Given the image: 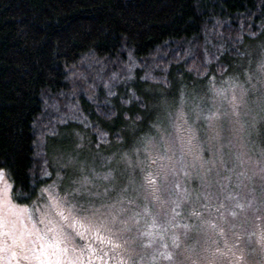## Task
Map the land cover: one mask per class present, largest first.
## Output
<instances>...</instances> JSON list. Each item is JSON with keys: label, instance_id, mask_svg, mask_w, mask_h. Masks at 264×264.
I'll use <instances>...</instances> for the list:
<instances>
[{"label": "trees", "instance_id": "obj_1", "mask_svg": "<svg viewBox=\"0 0 264 264\" xmlns=\"http://www.w3.org/2000/svg\"><path fill=\"white\" fill-rule=\"evenodd\" d=\"M257 54L264 0H0V170L14 201L34 202L75 145L124 160L157 144L149 110L167 92L209 110L211 75L254 74Z\"/></svg>", "mask_w": 264, "mask_h": 264}, {"label": "rangeland", "instance_id": "obj_2", "mask_svg": "<svg viewBox=\"0 0 264 264\" xmlns=\"http://www.w3.org/2000/svg\"><path fill=\"white\" fill-rule=\"evenodd\" d=\"M252 45V42H247L243 45L242 50L249 52L253 48ZM257 55L255 66L252 65V67H255L256 73L254 74L246 73L243 78L242 76L215 78L214 75H211L212 100H209V102H212L209 110L206 109V106H203L202 102L191 104H198L196 105L197 108L196 106L189 107L191 101L188 107L183 103L180 104L179 94L182 91L178 92V96L172 95L179 97L178 99L167 92L165 97H162V108H150L149 110L152 119L156 120L154 122L156 132L160 133L158 137H155V140H158L157 144L141 145V143H138L136 147L140 148L141 146V153H137L138 150L136 149L132 155L128 154V157L123 160L119 157L120 155L114 157L106 155V152H102V148L98 146L75 145L73 149L66 152L69 158L62 167L64 169L62 175H59L57 179L58 181L61 180L62 184V179L66 180L64 183L68 182V185H58L55 175H52L53 181L51 184L49 183V185L39 190L38 198L34 202H29V204L14 201L11 193V183L4 173L3 178H0V217L11 210L13 215L9 216V219L15 221L16 226L21 231L31 229L34 224L41 220H44L45 223L38 226L44 228L49 220L54 219V209L50 211L49 205L56 199L68 197L72 204L84 205L83 203H85L89 207L92 206L89 203L91 201L95 207H100L101 203L115 202L121 196V189L127 187L129 191L125 194L126 198L139 195L136 203L141 208L147 204L154 214L159 213L160 219L163 221L169 213L167 203L161 207L159 202L146 201L143 199L142 190L138 194L133 191V188H139V185L143 183V178L149 172L156 170V166L151 165V160L164 152L168 144H171L175 151L173 162L175 163L181 155L184 156L185 162L175 164L176 171L170 181V186L174 183L178 184L179 187L173 192H162L161 201L175 200L177 198L175 193L185 190L191 194V199L182 202L177 209L180 213V216L177 217L178 223H198L195 217L190 216L194 208L203 211L196 202L197 196H201L206 190H216L215 182L223 176L232 177V187L235 192L239 193L240 203L244 205V210L238 212L236 218L228 217V222L221 224L224 229L222 234L212 231L202 232L198 235V244L193 239L185 240L183 229H175L174 231L180 235L181 240L179 251L183 253L178 259L183 260L184 264H190L191 260L197 261L198 264H203L208 260L228 264L226 260L230 255H237L244 264H264V238H262L264 237V188H262V185H264V77H261L257 72L258 64L264 58V54ZM242 57L243 54L238 55L236 59L240 60ZM247 66L244 65L248 68ZM239 72L244 73L241 70ZM249 76L252 77L251 80H249ZM238 78L241 81L237 80ZM236 85H239V87H236ZM233 88H235V104L238 106V117L233 115ZM220 89H227L223 96L216 95L217 90ZM208 93H211V89L205 85L200 89L199 96ZM149 95L153 98L158 93L157 91H151ZM178 101L180 102L178 103ZM165 102L167 104L166 109L163 107ZM176 106L179 107L176 108ZM168 109H170L171 115L166 113ZM65 110L66 113L74 114L71 105H67ZM181 111L183 112V119H177V115ZM210 112H217L219 115V119L215 121L217 129L220 131L219 140H210L208 136V122L205 117ZM237 119L239 123L235 122ZM180 125L184 128L191 126L196 132V138L192 141L190 153L187 145H183V152L181 151L183 139H186L187 134L179 127ZM97 134L99 139L106 140L107 137ZM221 145H223L222 151ZM145 146H147L146 149H144ZM238 155L241 157L239 161L236 159ZM221 156H223L229 170L235 167V173L226 172L220 168ZM63 158L66 159L67 157ZM116 159L117 161H115ZM142 159L144 160L143 164L140 163ZM69 160H75V166L70 165ZM110 161L119 164L115 173L109 167ZM80 169H83V171L81 172ZM93 170L101 175L112 172L114 179L111 181L96 180L93 178ZM218 171L220 177L217 176ZM81 175L88 176L89 179L93 180V183L82 189L74 197H70L69 193L79 188V185L73 184V181ZM119 176L126 177L122 181L123 183L119 182ZM130 180H134L135 183L129 184ZM237 183H242L246 187L235 188ZM209 185H211L210 188ZM110 186H112V190ZM105 188L109 189L107 195L104 194ZM116 188L118 191H116ZM97 192L100 193L99 196L95 195ZM201 202H203L202 198ZM22 209H28V211L21 212ZM133 210H137L135 206H133ZM55 219L59 220L58 217ZM61 224L63 225L62 230L68 234L69 239L73 238L74 233L77 234L75 236L76 245H86L89 236L84 235L81 239L79 234L84 232V228L81 227L78 217H69L66 221H59L55 226L60 227ZM172 232L173 230L170 229L168 235H165L162 240L158 239L147 249H140L139 242H137V252L144 256V264H153V256H155L154 264H169V261L164 259L160 253L173 251ZM104 243L107 244L108 241ZM165 244L167 248L164 247ZM87 246L90 250L93 249L90 245ZM185 257L190 259H185ZM116 259H119V255ZM97 264H99L98 261Z\"/></svg>", "mask_w": 264, "mask_h": 264}, {"label": "snow or ice", "instance_id": "obj_3", "mask_svg": "<svg viewBox=\"0 0 264 264\" xmlns=\"http://www.w3.org/2000/svg\"><path fill=\"white\" fill-rule=\"evenodd\" d=\"M257 72L261 77H264V58L258 64ZM249 76V80H251ZM239 87V85H236ZM227 89L217 90V96H223ZM242 93L243 90L241 89ZM235 88H233V115L238 117L237 105L235 104ZM163 107L166 109L167 104ZM177 119H183V112H179ZM207 120V130L210 140H219L220 131L217 129L215 121L219 119L217 112H210L205 117ZM239 123L237 119L235 121ZM185 123H187L185 121ZM179 127L186 132V139H183L181 151L183 152V145L188 146V152H191L192 141L196 138V132L188 126L184 128ZM146 143L152 144L149 138ZM223 145H221V151ZM171 153V155H169ZM231 155V154H229ZM175 156L174 147L168 144L166 150L151 160V165L156 166V170L149 172L143 178V183L139 188H133L134 192L138 194L143 192V199L146 201L159 202L161 207L167 203L169 213L162 221L159 213L154 214L147 204L140 207L136 203L139 195L136 197H127L128 188L121 189V196L115 202L101 203L100 207H95L93 202H89L92 206L72 204L68 197L56 199L49 205V210H53L54 219L49 220L44 228H40L39 224H44L41 220L33 225L31 229L21 231L16 222L9 219L13 215L9 210L7 214L0 217V264H144V256L137 252V242H139L140 249H147L151 247L158 239L162 240L165 235H168L169 230L172 229V252L160 253L164 259L169 261V264H184L183 260L178 257L183 255L180 252L181 240L180 235L176 234L175 229H183V236L185 240L193 239L195 243H199L198 235L202 232L212 231L217 234H222L224 229L221 224L228 222V217L236 218L238 212L244 210V205L240 203L239 193L235 192L232 187V177H220L219 171L216 180V190H206L201 196H197L196 202L199 204V211L196 208L190 213L191 217H195L198 223L196 224H180L177 217L180 213L177 209L181 203L191 199V194L186 190L176 194V199H169L161 201L162 192H173L179 187L178 184H171L176 167L175 164H183L184 156L181 155L178 160L173 162ZM237 161L241 159L238 155ZM69 164L75 166V160H69ZM220 168L224 171L236 172L235 167L229 170L226 167V162L221 156ZM82 172L83 169H80ZM4 172L0 170V178H3ZM242 175V173H241ZM93 178L96 180L111 181L114 179L112 172L104 174L95 173L93 170ZM93 180L88 176L81 175L78 179L73 181V184L79 185V188L74 192H70L69 196L74 197L80 193L82 189L92 184ZM134 180H130L129 184H134ZM246 187L242 183H237L235 188ZM10 187V186H9ZM211 185H209V188ZM264 188V185H262ZM109 191L105 188L104 194L107 195ZM95 195L99 196L97 192ZM201 198L203 202H201ZM133 206L135 209L133 210ZM21 212H27L28 209H22ZM130 213V214H129ZM75 214V215H74ZM206 214V215H205ZM58 217L59 220L55 218ZM69 217L79 218V223L84 232L79 234L81 239L84 235H88L89 239L85 246H78L75 243V236L69 239L68 234L60 227L55 226L59 221H66ZM215 221V222H214ZM264 238V237H262ZM108 241L107 244L104 242ZM146 241V242H145ZM90 245L94 251L87 246ZM167 248V245H164ZM194 250V249H193ZM119 255V259L116 257ZM185 259H190L185 257ZM153 264L155 256L152 257ZM190 264H198L197 261L191 260Z\"/></svg>", "mask_w": 264, "mask_h": 264}, {"label": "flooded vegetation", "instance_id": "obj_4", "mask_svg": "<svg viewBox=\"0 0 264 264\" xmlns=\"http://www.w3.org/2000/svg\"><path fill=\"white\" fill-rule=\"evenodd\" d=\"M92 251H94V249H92ZM226 262L228 264H244L242 261H240V258L237 255H235V256L230 255V257L226 260ZM203 264H221V263L220 262L218 263L216 261H210V260H208V262H205ZM222 264H224V263H222Z\"/></svg>", "mask_w": 264, "mask_h": 264}, {"label": "bare ground", "instance_id": "obj_5", "mask_svg": "<svg viewBox=\"0 0 264 264\" xmlns=\"http://www.w3.org/2000/svg\"><path fill=\"white\" fill-rule=\"evenodd\" d=\"M121 127V126H120Z\"/></svg>", "mask_w": 264, "mask_h": 264}]
</instances>
